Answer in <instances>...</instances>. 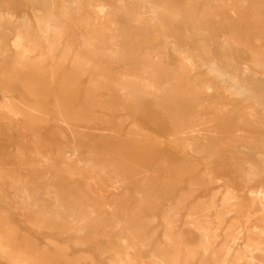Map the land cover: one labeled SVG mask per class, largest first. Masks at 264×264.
<instances>
[{
    "label": "rangeland",
    "instance_id": "obj_1",
    "mask_svg": "<svg viewBox=\"0 0 264 264\" xmlns=\"http://www.w3.org/2000/svg\"><path fill=\"white\" fill-rule=\"evenodd\" d=\"M0 264H264V0H0Z\"/></svg>",
    "mask_w": 264,
    "mask_h": 264
},
{
    "label": "bare ground",
    "instance_id": "obj_2",
    "mask_svg": "<svg viewBox=\"0 0 264 264\" xmlns=\"http://www.w3.org/2000/svg\"><path fill=\"white\" fill-rule=\"evenodd\" d=\"M215 69V68H214ZM215 73V72H214ZM217 73V72H216ZM248 145V144H247ZM103 174V173H102Z\"/></svg>",
    "mask_w": 264,
    "mask_h": 264
}]
</instances>
